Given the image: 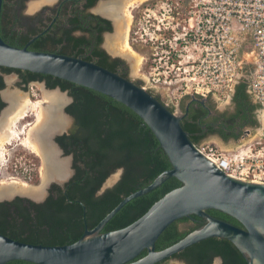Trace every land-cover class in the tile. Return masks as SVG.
Here are the masks:
<instances>
[{
    "label": "trees",
    "instance_id": "trees-1",
    "mask_svg": "<svg viewBox=\"0 0 264 264\" xmlns=\"http://www.w3.org/2000/svg\"><path fill=\"white\" fill-rule=\"evenodd\" d=\"M19 3L20 0H3L0 34L5 42L23 48L39 35L28 47L30 50L79 57L115 72L113 64L102 57L98 46L92 45L96 28L88 17L83 22L76 16L69 22L75 25L73 29L88 32L92 36L88 39L74 36L73 29H66V24L61 23L25 31L15 14V6H20ZM11 73L19 74L25 84L45 81L49 89L60 87L72 97L66 112L74 117L75 124L68 135L58 138V142L66 154H73L75 175L67 183L66 191L55 185L42 203L22 197L0 202V234L20 242L45 246L74 243L83 236L86 228H95L125 197L148 186L161 173L172 168L152 130L124 104L52 75L5 67H0V90L5 87L2 74ZM249 90V83L245 80L235 86L233 102L239 107V113H244L238 114L243 121L239 125L235 123L236 117L229 121L231 124L226 130L230 132L223 136L224 141L239 140L245 129L256 130L261 126L253 118V111L262 107L259 103H252L253 95ZM5 105L0 97V111ZM168 108L172 112L175 110L174 106ZM205 122L192 109L189 116L181 121L183 129L196 145L207 138V134L202 133ZM236 126H239L238 132ZM120 170L119 181L100 194L107 180ZM34 175V181L38 183V174L34 172ZM182 185L177 178L171 177L156 189L131 200L105 225L102 233L132 224L154 203ZM208 213L242 227L235 218L219 210L210 209ZM181 222L195 223V226L183 231L179 228ZM204 224L205 220L197 215L175 221L159 237L156 249L162 250L177 243ZM146 254L145 250L136 259ZM218 257L222 259V264H249L240 250L224 238L201 241L160 264H170L176 258H183L187 264H213ZM6 264L36 263L14 260Z\"/></svg>",
    "mask_w": 264,
    "mask_h": 264
},
{
    "label": "water",
    "instance_id": "water-1",
    "mask_svg": "<svg viewBox=\"0 0 264 264\" xmlns=\"http://www.w3.org/2000/svg\"><path fill=\"white\" fill-rule=\"evenodd\" d=\"M2 6L3 0H0V22ZM37 37L20 48L5 42L0 34V67L52 75L124 104L149 126L172 168L161 173L148 186L125 197L95 228H86L83 236L74 243L45 246L20 242L0 234V264L14 260L36 264H160L209 238L227 239L240 250L249 264H264V183L249 182L226 174L198 150L183 129V115L172 112L146 87L79 57L30 50L28 47ZM49 90L69 96L60 111L70 119L65 107L72 102V97L60 87ZM62 130L67 131L68 127ZM62 130L50 133V140L60 153V159L63 151L56 137ZM61 160L67 162L68 174L60 180L47 181L42 196L35 198L14 193L0 197V201H12L21 196L43 202L52 181L58 180L63 184L73 175L71 159ZM117 173L103 185L100 194L119 181L121 170ZM171 177L177 178L183 185L167 193L132 224L102 233L105 225L128 202L156 189ZM210 209L228 214L242 227L213 217L208 213ZM192 215L203 218L205 224L177 243L162 250L156 249L157 240L172 223ZM145 250L147 254L136 259Z\"/></svg>",
    "mask_w": 264,
    "mask_h": 264
},
{
    "label": "built area",
    "instance_id": "built-area-1",
    "mask_svg": "<svg viewBox=\"0 0 264 264\" xmlns=\"http://www.w3.org/2000/svg\"><path fill=\"white\" fill-rule=\"evenodd\" d=\"M194 7L183 31L164 40L169 47L146 76L176 108L188 96L231 99L252 66L249 92L262 107L261 126L245 129L234 147L208 141L197 147L226 174L264 183V0H195Z\"/></svg>",
    "mask_w": 264,
    "mask_h": 264
},
{
    "label": "flooded vegetation",
    "instance_id": "flooded-vegetation-1",
    "mask_svg": "<svg viewBox=\"0 0 264 264\" xmlns=\"http://www.w3.org/2000/svg\"><path fill=\"white\" fill-rule=\"evenodd\" d=\"M28 1L29 0H20V6H15V14L17 16L16 18L20 19V24L21 26H23V29L25 31H28L32 28H42L48 24L49 27H52L54 26V24L59 25L60 23L66 24V29H73V26L75 25L69 23L71 19L78 16V18L84 22V20L88 17V19L91 21V24L96 28L92 45L95 44L98 46L99 50L102 53V57H106L108 61L113 64L115 72L138 83L141 86L146 87L147 90L152 91L154 96L161 100L165 105L171 106L170 102L168 101L169 99L167 95L152 89L146 74L152 63L164 57L165 51L169 47L168 43L164 44V40H166V42L172 40L173 37L183 31L184 25L188 24L189 18L193 12V9L195 8V0H58L55 5H53L52 7L45 6L34 16L26 15L25 13ZM111 5H116L118 9H109L108 11L104 9L105 7ZM35 7L36 5H34V8ZM125 25L127 26L128 32V48L122 50L119 43L121 42L120 35L123 36V34L120 33L118 26L125 27ZM72 32L74 36H85L87 39L92 37L88 32L83 33L82 29H73ZM110 35L118 36V39L120 38L118 40V44L115 40V47L113 48L114 50H111L106 44V39ZM85 50L88 49L86 48ZM247 70L248 73H246L244 80L246 82H249L251 79V75L254 72V68L252 66H247ZM11 74L16 75L17 85L21 88L20 90L22 91H19L20 93H23V91H28L31 85L35 83H43L44 86L49 89L45 81H32L29 84H25L19 74ZM8 75L10 74H2L5 87L0 90V97L6 105L0 111V114L4 109L6 110L10 106V102H8L5 98V93L8 91V82L6 80V77ZM29 99L32 100L31 97H29ZM219 100L220 99L216 96H210L206 98L199 96H188L179 103L178 107L174 108V112L183 115L184 119L189 116L190 110L192 109V112L202 116V118L206 121L203 125L204 131L202 133H206L207 137L211 136L223 140V136L226 133L230 132L229 130H226L228 125L231 124L229 123V121L233 120L234 117H236L235 123L239 125L241 121H243V119H241L238 114L244 113H239L240 109L234 104L233 95L230 99V102L232 104L231 109H228L226 107L221 108L217 106ZM251 100L253 104L257 103L254 96L251 97ZM2 114L0 115V117L2 116ZM68 115L70 119H66V125L64 124L62 126V128L67 126L68 130L63 131L62 128L58 129L62 130L63 132L57 135L56 142L58 143L60 149L63 151L61 159L67 157L71 159L70 169H72L73 175L68 181L63 184L58 181L60 179L52 181L48 187L46 198L50 195L51 190L55 185L66 191L67 183H69V181L75 175L73 154H66L64 148L58 142V138L68 135L75 124L74 117L70 114ZM31 118L33 119L31 120ZM253 118L257 119L260 122V113L258 110L253 111ZM36 121L37 120L34 116H29L24 121H22L18 127L19 129L22 128L24 133V128L28 127V129H33ZM236 127V132H238L239 126ZM32 140H35L34 136L32 137ZM13 145L23 146L21 143H16ZM55 149L58 154V150L56 147ZM30 152L39 157V155L35 154L34 152ZM7 153L8 157L4 168L9 163V149ZM61 159L59 153L58 160L62 161L65 164L66 173L68 174L67 162ZM25 169L28 170V168ZM2 170L3 169L0 170V180H2V178H6ZM10 177L12 178V176ZM10 177H7L6 179H10ZM183 223L185 222H181L179 224V228L183 231L195 226V223H187L188 227L182 229L181 224ZM171 261L175 262L176 264H187V262L183 258H176L172 259ZM213 264H222V259L219 257L216 258Z\"/></svg>",
    "mask_w": 264,
    "mask_h": 264
},
{
    "label": "bare ground",
    "instance_id": "bare-ground-1",
    "mask_svg": "<svg viewBox=\"0 0 264 264\" xmlns=\"http://www.w3.org/2000/svg\"><path fill=\"white\" fill-rule=\"evenodd\" d=\"M116 8V5H111L104 9L108 11L109 9L116 10ZM118 28L120 33L123 34V36L120 35L121 39L119 38L121 41L120 48H122V50L125 48L127 49V26H118ZM109 42L111 43V49H113L115 41L109 38ZM5 98L10 102V106L0 117V168L6 165L7 146L11 144L19 142L28 150L39 155L42 159V176L44 183L40 190L27 188L30 191V196L38 198L42 196V191L47 181L55 178L62 179L67 174L65 164L58 160L59 152L57 154L55 146L52 145L53 143L50 140V133L62 128L64 124L66 125V118L62 115L60 107L67 100L65 95L57 91L44 92L45 101L48 103L47 107H43L41 102L30 100L27 95L19 91H7L5 93ZM29 116H34L37 121L33 129L25 127V132L23 133L22 128L19 129L18 126ZM33 136L35 137L34 141L32 140ZM6 181L10 183L7 182V185V183L2 182V185H0V197L8 196L18 189L19 185L17 184V178L12 177ZM28 190H23V194L27 193Z\"/></svg>",
    "mask_w": 264,
    "mask_h": 264
},
{
    "label": "rangeland",
    "instance_id": "rangeland-1",
    "mask_svg": "<svg viewBox=\"0 0 264 264\" xmlns=\"http://www.w3.org/2000/svg\"><path fill=\"white\" fill-rule=\"evenodd\" d=\"M57 1L58 0H51V1H45V0H29L27 2V7H26V10H25V13H26V15H30V16L32 15V16H34L37 12H39L40 10H42L45 6H51L52 7L53 5L56 4ZM125 4H126V1H125ZM34 5H36L35 8H34ZM108 37H113L112 38L113 41L116 40L117 43H119L118 36L110 35ZM108 37L106 39V44L111 49V47H110L111 46L110 45L111 43L109 42V38ZM119 44H121V43H119ZM111 50H113V49H111ZM125 52H128V51H125ZM245 71H246V73H248L247 68L245 69ZM6 80L8 82V85H7V90L8 91H21L20 90L21 88L17 85L16 75L15 74L8 75L6 77ZM45 91L46 92H50V91H57V90H49V89H47L44 86L43 83H35V84H32L31 85V87H30V89L28 91H25V92L23 91V94L24 93H25V95L27 94L28 97H31L32 101L41 102V104H42L43 107H47L48 106V103L45 101V98H44V92ZM68 99H69V96L66 97V100H68ZM217 106H219L221 108L226 107L228 109H231L232 108L231 107L232 104L230 102V99H228V100H219L218 103H217ZM2 112H1V114H2ZM32 119L33 118H31V120ZM205 141H208V142H211V143H216V144H218L219 146H222V147H234L235 145H237L239 143L240 139L239 140H233V139H231L229 141H224V140H222L220 138H216V137L209 136L203 142H205ZM14 144H16V143H14ZM11 145H8L7 146V152H8V149H9V152H10L9 163L7 164V166L5 168H4V166L1 167V168L3 169L2 172L4 173V176L6 178L7 177H10V176H12V177L14 176L15 178L17 177V184L19 186H18L17 191L16 192H13V193H15V194L20 193V192L23 193V190H28L27 188H32L33 190H35V189L36 190L37 189L40 190L42 188V184H43V177H42V171H43L42 169H43V166H42V160L39 157H37L36 155L32 154L27 149H25L23 146L13 145V144H11ZM36 158H38V160ZM25 168H28V170H26ZM34 172H36L38 174V178H39V182L38 183H36L34 181V176H35L34 175ZM117 174H119V173H115L107 181H109L110 179H112V177H114ZM6 178H2V180H0V185H2V182H4V183H7L8 182V181H6L7 180ZM8 183H10V182H8ZM8 183H7V185H8ZM43 191H42V195L44 193ZM29 192L30 191L28 190L27 193H25V194L26 195H30ZM186 227H188V224L187 223L181 224V228L182 229H184ZM216 263H217V260H216ZM170 264H176V263L171 261ZM178 264H180V263H178Z\"/></svg>",
    "mask_w": 264,
    "mask_h": 264
}]
</instances>
